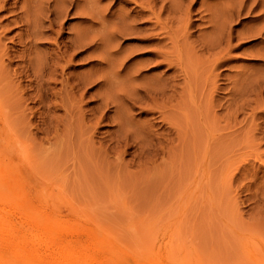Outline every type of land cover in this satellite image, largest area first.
I'll use <instances>...</instances> for the list:
<instances>
[{"label":"rangeland","instance_id":"374dc122","mask_svg":"<svg viewBox=\"0 0 264 264\" xmlns=\"http://www.w3.org/2000/svg\"><path fill=\"white\" fill-rule=\"evenodd\" d=\"M156 1L153 57L146 0H0V187L95 260L264 264V0Z\"/></svg>","mask_w":264,"mask_h":264},{"label":"bare ground","instance_id":"6f19581e","mask_svg":"<svg viewBox=\"0 0 264 264\" xmlns=\"http://www.w3.org/2000/svg\"><path fill=\"white\" fill-rule=\"evenodd\" d=\"M56 1L57 0H55V3ZM64 1L65 0H63V2ZM58 3H61V1ZM59 5L61 4H58V6ZM154 5L155 0H146V5L140 6V10L134 11L135 14L128 15L130 18L132 17L131 20L134 21L135 17L138 18L143 14H147L149 15V18H144L147 19V21L145 22L149 23L150 26H145L144 23L143 26L141 24H133L132 22H130L131 24L128 23L129 26L126 28V30H129L128 32L126 31L128 34H135L131 35L132 37H129L139 43L138 45L141 46L140 49L144 50V53H149L153 57L156 53H158V48L156 49L152 46H159V43L162 39L159 37L158 38L161 40L155 38L157 41L154 42L155 40L153 39V41L151 38V36L153 35L152 30L155 31V28L161 30L163 28L160 14L154 10ZM170 6H173V3H170ZM54 8L56 9V6H54ZM160 8H165V4H163V6ZM85 12L84 15L89 16L85 14ZM126 13L127 12H125V14L122 13L123 16L119 17L120 19H122H119V26L122 21L127 22L125 19ZM92 18L94 20V17ZM122 24L121 28H119L118 26V30L122 29L123 27L125 29V26H122ZM221 27L223 26L218 27L220 31L217 29L219 32L222 31ZM124 29L121 32H123ZM154 35L152 37H154ZM162 37L165 38V36ZM80 38L86 39L84 38L83 34ZM83 42L84 40L82 41V43ZM88 43L89 42L87 40L85 46H87ZM80 46L81 48L84 47L81 43ZM148 47L150 48L148 49ZM144 48L147 49L145 50ZM162 56H164V54H162ZM161 58L163 59V57ZM10 188L8 185V189ZM72 235L73 227L71 226V223L69 224L67 221H65V219L63 220L56 215L45 214L35 208L27 206L24 203H19L18 201L11 199L10 195L2 187H0V264H109V262H106L107 257H101L100 260H95V256L93 257L92 255L93 252H90V250L87 247H84L80 242L77 243L73 239Z\"/></svg>","mask_w":264,"mask_h":264}]
</instances>
